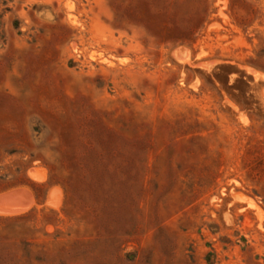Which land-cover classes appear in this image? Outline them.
I'll list each match as a JSON object with an SVG mask.
<instances>
[{"label": "rangeland", "instance_id": "1", "mask_svg": "<svg viewBox=\"0 0 264 264\" xmlns=\"http://www.w3.org/2000/svg\"><path fill=\"white\" fill-rule=\"evenodd\" d=\"M15 190L12 264H264V0H0Z\"/></svg>", "mask_w": 264, "mask_h": 264}, {"label": "trees", "instance_id": "2", "mask_svg": "<svg viewBox=\"0 0 264 264\" xmlns=\"http://www.w3.org/2000/svg\"><path fill=\"white\" fill-rule=\"evenodd\" d=\"M31 243H20L0 247V264H12L15 259L32 257ZM15 258V259H14Z\"/></svg>", "mask_w": 264, "mask_h": 264}, {"label": "water", "instance_id": "3", "mask_svg": "<svg viewBox=\"0 0 264 264\" xmlns=\"http://www.w3.org/2000/svg\"><path fill=\"white\" fill-rule=\"evenodd\" d=\"M29 204V196L21 190L0 195V207H14Z\"/></svg>", "mask_w": 264, "mask_h": 264}]
</instances>
